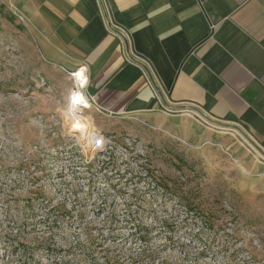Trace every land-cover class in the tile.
<instances>
[{
  "label": "rangeland",
  "instance_id": "rangeland-1",
  "mask_svg": "<svg viewBox=\"0 0 264 264\" xmlns=\"http://www.w3.org/2000/svg\"><path fill=\"white\" fill-rule=\"evenodd\" d=\"M45 43L0 1V264H264V144L183 110L69 115L83 64Z\"/></svg>",
  "mask_w": 264,
  "mask_h": 264
},
{
  "label": "crops",
  "instance_id": "crops-1",
  "mask_svg": "<svg viewBox=\"0 0 264 264\" xmlns=\"http://www.w3.org/2000/svg\"><path fill=\"white\" fill-rule=\"evenodd\" d=\"M0 1L43 34L45 52L88 67L103 113L158 125L197 108L264 144V0H105L102 11L97 0Z\"/></svg>",
  "mask_w": 264,
  "mask_h": 264
},
{
  "label": "clouds",
  "instance_id": "clouds-1",
  "mask_svg": "<svg viewBox=\"0 0 264 264\" xmlns=\"http://www.w3.org/2000/svg\"><path fill=\"white\" fill-rule=\"evenodd\" d=\"M87 73L88 67L86 65H81L76 72L73 73L74 82L82 83L83 88L87 87ZM88 99L84 94L83 89H78L70 92L68 96V113L69 115L74 114L79 107H87ZM73 127L77 129H85L88 127L87 123L83 121L76 122Z\"/></svg>",
  "mask_w": 264,
  "mask_h": 264
},
{
  "label": "built area",
  "instance_id": "built-area-1",
  "mask_svg": "<svg viewBox=\"0 0 264 264\" xmlns=\"http://www.w3.org/2000/svg\"><path fill=\"white\" fill-rule=\"evenodd\" d=\"M98 1V4H99V8L101 9V11H102V9L104 10V8L106 7V3H105V0H97ZM13 11H14V13L16 14V15H18L23 21H25V19L26 20H28L27 18H26V16L22 13V12H20L15 6H13V5H10V4H7ZM29 21V20H28ZM109 30L111 31V32H113V33H116V34H122V32H120L118 29H117V27L114 25V23H111L110 25H109ZM124 35V34H123ZM125 36V35H124ZM125 39H126V41H127V37L125 36L124 37ZM131 60H133L135 63H137L142 69H143V71L145 72V74L148 76V78H149V80H150V82H151V84L153 85V87L155 88V90H156V92L159 94V92H160V87L157 85V83H156V80H155V77H154V75H153V71L151 70V68L143 61V60H141V59H139V58H132ZM86 96L87 97H91V99L96 103V99H95V97L93 96V95H90L89 93H86ZM183 111H187V112H192L193 114H197V115H199L200 117H203V118H205L199 111H197V110H195V109H193V108H185Z\"/></svg>",
  "mask_w": 264,
  "mask_h": 264
},
{
  "label": "water",
  "instance_id": "water-1",
  "mask_svg": "<svg viewBox=\"0 0 264 264\" xmlns=\"http://www.w3.org/2000/svg\"><path fill=\"white\" fill-rule=\"evenodd\" d=\"M194 109V108H193ZM195 110H197V111H199L206 119H208V120H213L212 118H210L208 115H206L204 112H201V110H199V109H195ZM213 121H216V120H213ZM217 122H220V121H217ZM250 140L253 142V144L254 145H257L251 138H250Z\"/></svg>",
  "mask_w": 264,
  "mask_h": 264
},
{
  "label": "bare ground",
  "instance_id": "bare-ground-1",
  "mask_svg": "<svg viewBox=\"0 0 264 264\" xmlns=\"http://www.w3.org/2000/svg\"><path fill=\"white\" fill-rule=\"evenodd\" d=\"M87 97V96H86ZM87 99H88V97H87ZM89 100V99H88ZM80 118H82V116L80 117ZM84 118V117H83ZM78 121H82V119H78Z\"/></svg>",
  "mask_w": 264,
  "mask_h": 264
}]
</instances>
